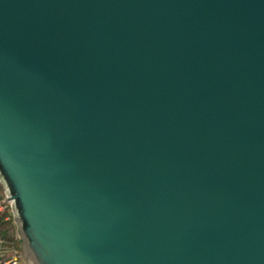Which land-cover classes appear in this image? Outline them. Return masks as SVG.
I'll use <instances>...</instances> for the list:
<instances>
[{
    "label": "water",
    "instance_id": "water-1",
    "mask_svg": "<svg viewBox=\"0 0 264 264\" xmlns=\"http://www.w3.org/2000/svg\"><path fill=\"white\" fill-rule=\"evenodd\" d=\"M0 175L22 264H264V0H0Z\"/></svg>",
    "mask_w": 264,
    "mask_h": 264
},
{
    "label": "trees",
    "instance_id": "trees-1",
    "mask_svg": "<svg viewBox=\"0 0 264 264\" xmlns=\"http://www.w3.org/2000/svg\"><path fill=\"white\" fill-rule=\"evenodd\" d=\"M4 189V183L0 175V197L2 198H6ZM14 212V207L8 205L6 211L0 216V254L3 260L22 255V243L18 238Z\"/></svg>",
    "mask_w": 264,
    "mask_h": 264
},
{
    "label": "built area",
    "instance_id": "built-area-1",
    "mask_svg": "<svg viewBox=\"0 0 264 264\" xmlns=\"http://www.w3.org/2000/svg\"><path fill=\"white\" fill-rule=\"evenodd\" d=\"M7 203L4 198L0 197V216L6 211ZM0 247H1V232H0ZM0 264H22L19 257H12L8 260H3L0 254Z\"/></svg>",
    "mask_w": 264,
    "mask_h": 264
}]
</instances>
